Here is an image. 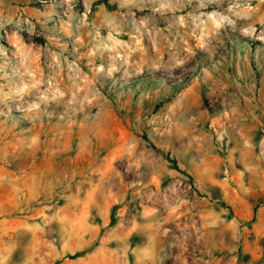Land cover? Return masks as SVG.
Segmentation results:
<instances>
[{
	"label": "rangeland",
	"instance_id": "374dc122",
	"mask_svg": "<svg viewBox=\"0 0 264 264\" xmlns=\"http://www.w3.org/2000/svg\"><path fill=\"white\" fill-rule=\"evenodd\" d=\"M246 167L264 0H0V264H264Z\"/></svg>",
	"mask_w": 264,
	"mask_h": 264
},
{
	"label": "built area",
	"instance_id": "2783aa9c",
	"mask_svg": "<svg viewBox=\"0 0 264 264\" xmlns=\"http://www.w3.org/2000/svg\"><path fill=\"white\" fill-rule=\"evenodd\" d=\"M51 3H55L57 1L69 2V0H48ZM192 188L191 184L183 180L182 178H177L173 180L166 188L163 189L160 193H155L153 191L149 192V195L155 197L159 195L163 201V206L166 208H170L174 204H179L182 202L186 196H188V192Z\"/></svg>",
	"mask_w": 264,
	"mask_h": 264
},
{
	"label": "crops",
	"instance_id": "0c3cea01",
	"mask_svg": "<svg viewBox=\"0 0 264 264\" xmlns=\"http://www.w3.org/2000/svg\"><path fill=\"white\" fill-rule=\"evenodd\" d=\"M246 145H248V143H246ZM203 164L205 165L204 162ZM210 170H212V168L205 165L203 170H197V172H199L201 176L203 173L210 174L209 172ZM246 171L249 172L250 174L260 173L264 175V170H254L253 167H246ZM213 181L216 182L217 180L214 179ZM248 189L249 187H245V191H247ZM254 227H256V231L253 233L254 234L253 236L255 238V245L252 246L251 244H247L245 246V249L247 252L251 253L252 255H256L257 252H259V254H262L264 253V216L261 215V217L258 219V222L254 225ZM257 242H259L260 244L258 247L256 246Z\"/></svg>",
	"mask_w": 264,
	"mask_h": 264
}]
</instances>
